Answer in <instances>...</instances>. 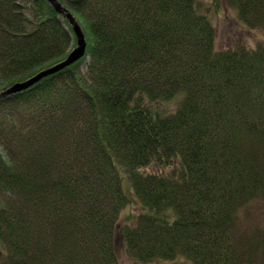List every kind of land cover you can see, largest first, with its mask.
Instances as JSON below:
<instances>
[{
  "label": "trees",
  "instance_id": "trees-1",
  "mask_svg": "<svg viewBox=\"0 0 264 264\" xmlns=\"http://www.w3.org/2000/svg\"><path fill=\"white\" fill-rule=\"evenodd\" d=\"M58 1L87 50L0 98V264H264V228L236 235L264 199V42L218 51L219 0ZM225 4L264 31V0ZM76 47L47 0H0V92Z\"/></svg>",
  "mask_w": 264,
  "mask_h": 264
},
{
  "label": "rangeland",
  "instance_id": "rangeland-1",
  "mask_svg": "<svg viewBox=\"0 0 264 264\" xmlns=\"http://www.w3.org/2000/svg\"><path fill=\"white\" fill-rule=\"evenodd\" d=\"M203 1L207 4L213 2V0ZM219 2L220 11L211 15V20L216 28V49L218 51L235 48L238 45L254 47L264 42V31L262 29L258 28L252 30L245 27L239 21L236 11L227 7L225 0H219ZM86 63L83 65L84 70L86 68ZM135 211L136 209L132 206L123 213V218L126 214L134 213ZM238 217L240 229L239 231L236 230L238 238H244V235L264 228V199H257L246 204L240 209ZM245 246L246 242L242 248L244 253H246V250H244ZM119 255L122 264H144L129 259L128 256L125 255V251L122 247L119 250ZM146 264H194V262L183 256H179L173 260H158Z\"/></svg>",
  "mask_w": 264,
  "mask_h": 264
},
{
  "label": "water",
  "instance_id": "water-1",
  "mask_svg": "<svg viewBox=\"0 0 264 264\" xmlns=\"http://www.w3.org/2000/svg\"><path fill=\"white\" fill-rule=\"evenodd\" d=\"M50 5L56 10L58 14L65 17L70 25L73 28V31L77 37V47L70 53V55L67 57L66 60H64L62 63L49 68L45 71L40 72L36 76L32 77L31 79L15 84L11 88L0 92V98L9 97L18 93H21L31 87H33L35 84L39 83L43 79L54 75L65 68L75 64L78 62L81 58H83L86 54L87 50V42L85 39L84 32L80 26V24L77 22L74 15L70 12L69 9H67L64 5H62L58 0H47Z\"/></svg>",
  "mask_w": 264,
  "mask_h": 264
}]
</instances>
